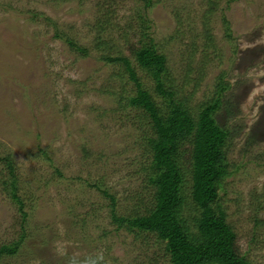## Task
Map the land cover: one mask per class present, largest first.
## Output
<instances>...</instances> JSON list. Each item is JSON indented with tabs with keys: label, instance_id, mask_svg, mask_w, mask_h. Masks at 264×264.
I'll return each mask as SVG.
<instances>
[{
	"label": "rangeland",
	"instance_id": "1",
	"mask_svg": "<svg viewBox=\"0 0 264 264\" xmlns=\"http://www.w3.org/2000/svg\"><path fill=\"white\" fill-rule=\"evenodd\" d=\"M147 1L0 0V157L14 159L28 212L0 182V244L24 233L0 264H172L154 232L111 219L110 198L95 185L115 194L118 215L143 212L153 198L144 174L150 118L126 105L135 83L124 67L100 58L129 57L161 104L131 55L143 25L193 114L227 85L216 114L229 131L218 201L237 250L264 264V0ZM180 145L188 169L191 144Z\"/></svg>",
	"mask_w": 264,
	"mask_h": 264
},
{
	"label": "trees",
	"instance_id": "2",
	"mask_svg": "<svg viewBox=\"0 0 264 264\" xmlns=\"http://www.w3.org/2000/svg\"><path fill=\"white\" fill-rule=\"evenodd\" d=\"M144 23L145 20L140 18V24ZM142 29L139 43L131 48V55L153 78L155 94L164 99L161 104L154 100L149 89L143 87L129 57L116 52L113 55L103 54L100 58L124 67L130 81L135 83L134 94L124 96L126 105L143 110L150 118L149 134L143 136L150 155L144 174L154 187L153 198L143 212L118 215L114 209L115 194L99 184L95 185L110 198L111 219L117 221L118 226L127 225L138 233L154 232L163 241L172 264H252L245 254L237 250V233L218 201L219 184L228 173L225 148L229 131L218 124L216 114L222 105L220 98L227 85L225 82L218 83L215 96L210 101L202 102L198 113L193 114L187 104L175 98L176 90L169 83L166 56L157 51L148 25H143ZM57 36L62 37L60 34ZM207 36L210 37L209 34ZM183 140L191 144L188 169L182 165L180 144ZM41 153L45 155L43 150ZM0 159L4 160L8 176L7 180L0 182L7 184L6 189L11 192L25 218L28 212L23 208L24 199L17 184L14 159L10 156ZM184 170L190 175L189 195L185 190ZM184 200L190 207L187 216L181 211ZM22 238L24 233L15 240L1 243L0 256L16 252Z\"/></svg>",
	"mask_w": 264,
	"mask_h": 264
}]
</instances>
